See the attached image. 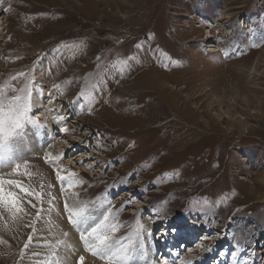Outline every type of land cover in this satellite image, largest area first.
<instances>
[{
    "label": "rangeland",
    "instance_id": "obj_1",
    "mask_svg": "<svg viewBox=\"0 0 264 264\" xmlns=\"http://www.w3.org/2000/svg\"><path fill=\"white\" fill-rule=\"evenodd\" d=\"M74 42L80 47L58 48ZM133 54L139 63L131 62L123 76L110 67ZM29 71L34 117L49 114L44 100L53 96L50 105L60 106L55 115L67 118L56 123L45 147L20 154L17 146L40 127L26 124L0 149V172L27 159L34 175L25 182L37 191L43 184L42 206L49 207L51 193L54 210L37 222L24 258L30 218L11 231L0 223V264H35L52 251L60 264H79L81 256L83 264H106L85 249L68 222L57 167L84 181L73 189L81 201L101 199L80 217L82 230L110 203L122 224L117 238L137 220L151 232L132 243L129 264H182L179 252L188 251L175 247L172 254L169 242L156 241L167 232L177 243L173 230L182 221L196 233L207 231L203 237L210 234L200 254L188 255L193 264H264V0H0V88L6 97L27 84L12 77ZM101 79L106 83L93 90L91 110L83 100L72 103ZM60 124L69 129L64 135ZM47 149L63 157L46 163ZM205 199L211 207H202ZM199 219L212 228L199 226ZM41 238L64 243L36 247ZM214 249L208 262L204 252ZM32 252L40 255L30 258Z\"/></svg>",
    "mask_w": 264,
    "mask_h": 264
},
{
    "label": "snow or ice",
    "instance_id": "obj_2",
    "mask_svg": "<svg viewBox=\"0 0 264 264\" xmlns=\"http://www.w3.org/2000/svg\"><path fill=\"white\" fill-rule=\"evenodd\" d=\"M60 47L77 49L80 45L75 43L61 44L58 48ZM135 47L137 49H142L143 45L137 43ZM225 55H227V53H225ZM39 59L41 58L38 57L37 60ZM97 59L99 60L100 57L97 56ZM167 60L168 57L164 56L161 61L166 70L168 67V64L166 63ZM131 62L139 63L137 55L133 54L124 59H116L112 62L110 67L115 69L119 75L123 76L131 69ZM172 63L176 64L178 62L173 61ZM20 77H24L27 80V84L20 89L13 90L19 92V95L6 97L3 89L0 88V149H2L10 139L15 137L26 124L46 127L45 124L40 123L39 119L32 114L34 106L32 87L34 78L32 72H19L16 76L12 77V79ZM104 83L106 82L101 79L97 84L90 85L91 90H81L72 103L83 100L89 105V110H91V105L96 102V95H94L93 90H99V85ZM35 91L40 95H44L43 90L40 87H36ZM80 106L83 107V104ZM69 115L71 114L69 113ZM66 118L67 117L64 115H59L55 120L61 122L66 120ZM60 131L66 133L69 129L63 127ZM62 157L63 153L53 155L51 152H46L44 159L46 163L55 165ZM33 175L34 174L30 170V162L27 159L13 164L10 167V171L7 173L0 172V223L11 231L13 225L19 224L25 218H30V223L25 226L30 227L31 232L28 234L27 240L24 241L23 247L20 249L21 258H24L26 251L34 244V237L38 232V229L36 228L37 222L44 219V214H47L50 218V214L54 210V198L51 197V193H48V196L50 197L47 201L49 207L45 209L42 206L44 203L43 198L45 196L43 184L40 186L41 190L37 191L31 184L25 182L26 180H30ZM56 176L61 185L60 192L64 196L63 211L67 214L68 222L79 230L80 239L83 241L85 249L91 252L93 256H98L100 259L104 260L106 264H129L130 247L132 243L139 237L150 236L151 232H149L145 226L137 220L131 232L126 236L117 238L115 233L119 231L122 224L118 220L119 213L113 209V206L110 203H108L107 209L92 227L87 230H82L78 226L80 217L90 205L100 202L101 199L99 197L96 200L90 201H81L79 199L80 193L73 189L83 185L84 181L76 179V173L57 167ZM130 199H134V197ZM225 199L226 197L217 200L216 204L220 205L224 203ZM69 201H72V203H69ZM194 203L198 204L199 202ZM25 205L35 209V214L32 215ZM38 205L40 206L38 207ZM202 207H211L207 199L203 201ZM141 211H143V209H141ZM45 222L51 227L50 220ZM173 231H175V229ZM65 235L67 234L65 233ZM0 242H3L2 239H0ZM62 243L64 242L57 240L55 244H53L51 241L43 238L35 240L36 247H49L52 249L58 247ZM39 255L40 253L32 252L30 258ZM236 255V252L232 253L233 258H235ZM83 261L84 257L81 256L79 258V264H83ZM35 264H60V261L56 256L55 251H52L49 256L43 260L36 261ZM161 264H166V262H161ZM182 264H193V262L184 261Z\"/></svg>",
    "mask_w": 264,
    "mask_h": 264
},
{
    "label": "bare ground",
    "instance_id": "obj_3",
    "mask_svg": "<svg viewBox=\"0 0 264 264\" xmlns=\"http://www.w3.org/2000/svg\"><path fill=\"white\" fill-rule=\"evenodd\" d=\"M49 6V5H48ZM55 19V18H54ZM73 19V18H72ZM125 22V21H124ZM53 24V23H52ZM50 25V24H49ZM112 25V24H111ZM93 36V35H92ZM101 38V37H100ZM75 43V42H74ZM92 43V42H91ZM211 46V45H210ZM210 48V47H209ZM110 49V48H109ZM214 49H216V48H214ZM83 50V49H82ZM102 50V49H101ZM89 51V50H88ZM210 51H213V50H210ZM215 51V50H214ZM96 53V52H95ZM84 58V57H83ZM75 59V58H74ZM104 59V58H103ZM141 60V59H140ZM66 61V60H65ZM73 64V63H72ZM44 90V89H43ZM45 91V90H44ZM39 100L41 101L42 100V97L41 96H39ZM52 101H54V99H53V96H51V97H49L48 99H46V100H44V102H45V104H47L48 103V106H47V111L49 110V114H47V113H45V112H42V111H38L39 112V114H37V116H39L40 118H41V121L46 125V127H39V128H34L33 129V132H32V134H30V136L28 137V141H25L24 143H21V144H19L18 146H17V152H19L20 154L22 153V152H28L29 150L28 149H31L32 148V146H34L35 148H36V146L37 147H42L43 148V146L45 145V144H47V143H50L51 141H52V139L54 138V133H56L55 132V130L57 129V128H55V126H57V124H59L60 122H57L56 120H55V117L57 116V114L55 115V113L57 112H54V110H57V109H59L60 108V106H57V105H55L54 107L53 106H51L50 104L52 103ZM39 104V103H38ZM60 104V103H59ZM170 113V112H169ZM49 118V119H48ZM57 123V124H56ZM163 124V123H162ZM197 127V126H196ZM57 136V135H56ZM32 144V145H31ZM45 147V146H44ZM41 148V149H42ZM38 150V149H37ZM46 152H53L52 150H49V149H47L46 151H45V153ZM53 154V153H52ZM78 154V153H77ZM53 155H55V153L53 154ZM84 223H88V222H84ZM83 224V223H82ZM163 227L164 228H166V226L165 225H163ZM167 229V228H166ZM170 235L167 233V232H165L164 234H160L159 236H158V238H160L159 239V241L158 242H160L159 243V245H166V243L168 244V242H169V244L171 245V248H167V249H170V251H174L175 250V252L178 250V249H176V248H173V245H177V243H175L174 241H173V239L171 238V237H169ZM202 240H204V239H202ZM181 242H184V241H181ZM199 245V244H198ZM167 246V245H166ZM195 249V247H190L188 250V252H186L185 254H182V253H180L179 252V259L181 260H183V258L185 259L189 254H190V256H192V251ZM254 249V248H253ZM217 251H216V249H214V250H211V251H208V252H206V250H205V252H204V255H205V257L206 256H208V258H214V253H216ZM253 252V251H252ZM69 255V254H68ZM187 255V256H186ZM166 262V264H168L169 262L168 261H165ZM157 264V263H156ZM161 264V263H160Z\"/></svg>",
    "mask_w": 264,
    "mask_h": 264
}]
</instances>
